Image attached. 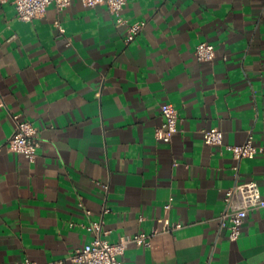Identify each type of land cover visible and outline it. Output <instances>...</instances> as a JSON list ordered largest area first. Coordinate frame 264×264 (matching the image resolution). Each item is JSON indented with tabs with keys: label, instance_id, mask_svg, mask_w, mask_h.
<instances>
[{
	"label": "crops",
	"instance_id": "crops-1",
	"mask_svg": "<svg viewBox=\"0 0 264 264\" xmlns=\"http://www.w3.org/2000/svg\"><path fill=\"white\" fill-rule=\"evenodd\" d=\"M122 14L147 21L130 45L105 5L72 0L27 22L0 0V264H78L84 224L102 219L110 241L149 232L171 197L183 227L130 244L123 264H264V207L237 240L218 220L237 177L264 197V154L236 176L232 152L203 140L218 127L225 144L264 142V0H127ZM201 42L212 61L197 59ZM164 103L180 116L170 142L156 137ZM13 113L38 129L33 162L9 148Z\"/></svg>",
	"mask_w": 264,
	"mask_h": 264
},
{
	"label": "built area",
	"instance_id": "built-area-1",
	"mask_svg": "<svg viewBox=\"0 0 264 264\" xmlns=\"http://www.w3.org/2000/svg\"><path fill=\"white\" fill-rule=\"evenodd\" d=\"M72 0H13L16 7V16L21 21H33L43 16L48 7L55 5L61 12ZM87 7L105 5L115 17L117 25L127 27V35L124 38L125 45H130L137 36L145 29L146 20L131 22L126 19L122 12L127 0H81ZM60 36H65L66 29L60 19L55 21ZM68 45L71 41L68 39ZM195 55L199 61H212L215 56V45L209 42H201L196 46ZM0 108H7L4 97L0 94ZM164 122L156 129V137L164 142H170L179 129L180 116L176 107L170 103L161 106ZM12 118L15 128L8 140L9 148L24 154L29 161H35L40 147L38 129L29 120L23 119L19 113H13ZM204 143L209 146H225L232 152L238 164L234 166L236 176H238L239 163L244 158H254L257 154H264V142L255 143L253 135H249L247 140L241 144H225L224 132L218 127H212L203 131ZM106 190L108 184L103 185ZM172 200L165 203V214L158 219V224L149 232H137L133 235H123L116 241H110L104 235L107 231L103 227V220H93L83 226L93 234L92 239L84 246L74 250L69 256V260L78 264H123V255L130 244L139 246L151 245L152 238L162 233H172L183 227L180 221H173L169 215L172 208ZM264 207V197L262 196L259 184L255 180L239 181L225 193V207L220 213L218 220L220 228H226L229 238L237 240L241 236L242 225L251 211ZM109 209L103 207V214ZM89 214L91 211L86 210ZM15 264H42L31 259H24ZM53 264H66V260H59Z\"/></svg>",
	"mask_w": 264,
	"mask_h": 264
}]
</instances>
